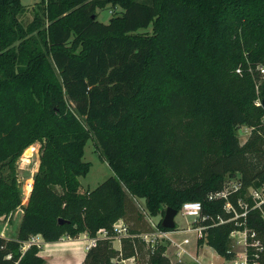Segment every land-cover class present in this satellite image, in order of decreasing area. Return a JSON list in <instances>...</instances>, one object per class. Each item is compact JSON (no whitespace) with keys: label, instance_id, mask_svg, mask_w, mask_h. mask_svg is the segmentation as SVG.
I'll list each match as a JSON object with an SVG mask.
<instances>
[{"label":"trees","instance_id":"1","mask_svg":"<svg viewBox=\"0 0 264 264\" xmlns=\"http://www.w3.org/2000/svg\"><path fill=\"white\" fill-rule=\"evenodd\" d=\"M108 5L121 10L104 22L98 8ZM37 6L24 25L21 0H0V216L23 208L17 237L0 235V264H46L40 246L24 249L25 241L114 233L118 219L130 231L120 249L99 237L82 264H119L115 257L171 264L165 245L152 249L138 235L154 228L141 222L136 197L152 215L164 216L167 207L178 214L184 202L198 200L204 214L227 217L225 200L208 194L229 177H240L239 194L264 180V125L263 133L255 127L264 117V0ZM151 24L152 32L140 31ZM242 125L253 127L245 144L237 134ZM90 138L113 174L82 190ZM37 142L39 167L22 205L17 161ZM247 225L264 246L258 209L249 211ZM158 226L175 229L162 220ZM235 227L210 225L198 241L233 259ZM255 251L249 247V264H264V249L258 258Z\"/></svg>","mask_w":264,"mask_h":264},{"label":"rangeland","instance_id":"2","mask_svg":"<svg viewBox=\"0 0 264 264\" xmlns=\"http://www.w3.org/2000/svg\"><path fill=\"white\" fill-rule=\"evenodd\" d=\"M40 0H21V2L25 5L24 10L20 14L19 18L24 25H27L34 19L35 12L40 10L37 6V3ZM120 6H111L108 5L104 9L98 8L99 11V19L101 21L107 22L112 17V15L116 11H120ZM153 26L152 24L147 28H142L140 31L142 32H152ZM261 67H264L260 65ZM261 70V69H260ZM262 76L264 72L260 71ZM264 125V121H259L255 127L259 130L260 133H263L262 126ZM253 127L242 125L237 130V134L239 137V141L241 144H245L251 133ZM33 145V144H32ZM30 145L29 147H31ZM28 147V148H29ZM33 150L30 155H26V150L22 153L17 161V175L19 180V185L22 192V205L27 203L30 192H28L29 188H31V184L33 187L34 176L38 170L39 162H40V154H41V143L37 142L33 145ZM84 160L89 161L91 163L90 171L85 175L80 177L81 188L82 190L93 189L99 183L104 181L107 177L113 174V170L109 166L108 162L103 160L100 156L99 147L96 144L94 138H90L85 146V154ZM234 178L240 179V177H229L227 180L233 183L236 180ZM32 180V182H29ZM32 190V188H31ZM135 203L137 204L140 212L143 214L144 219L141 220L142 223L147 222L154 229H162L158 226L160 220L163 219V215L158 213L157 215H152L146 208L145 199L144 198H135ZM22 208V207H19ZM21 212V213H20ZM23 216V210L20 211L17 209L15 212L11 214H6L0 216V233H4L5 237L11 238L16 237V234L19 230V225L21 223ZM176 227L173 230H170L169 236L156 237L155 243L149 242L148 245L154 249L159 245L166 246V256L170 260L171 264H233L232 259H226L220 256L211 246L205 243H199V236L197 231L188 230L189 227L195 226V222L192 217L184 216L181 211L175 216ZM140 223V222H139ZM130 226L133 225V222H129ZM2 233V234H3ZM140 236V235H139ZM141 237V236H140ZM187 237L190 239L189 243H184L183 239ZM142 238V237H141ZM153 238V237H152ZM237 237L231 238L230 248L235 252V257H239L244 250V246L237 242ZM35 239V237H34ZM114 247L120 249L121 242H118V238H112ZM116 241V242H114ZM120 241V240H119ZM37 245V244H36ZM24 249H26V243L24 242ZM118 257H115L116 260ZM46 260V259H45ZM142 261V259H141ZM140 261V262H141ZM139 261L129 260L128 264H140ZM142 264V263H141Z\"/></svg>","mask_w":264,"mask_h":264},{"label":"built area","instance_id":"3","mask_svg":"<svg viewBox=\"0 0 264 264\" xmlns=\"http://www.w3.org/2000/svg\"><path fill=\"white\" fill-rule=\"evenodd\" d=\"M264 72V68H260ZM237 71H240L238 68ZM264 121V117L262 119ZM235 182L231 183L227 180L223 187L219 190L212 191L208 194L209 199H224V210L228 216L218 214L217 216H212L203 213V204L201 201H186L183 203L181 208V213L184 216L192 217L195 222V226L189 227L188 230L197 231L199 237L204 236V231L210 225L225 224L228 222H234L236 227L231 231V238L237 237V242L244 246V250L239 257H234L231 261L233 264H249V247H255L256 251L253 254L254 258H258L264 246L260 239L257 237L255 230L251 229L247 225L248 213L252 209H258L261 215L264 217V180L259 186H249L245 194L240 193L242 189V181L240 179L234 178ZM237 193L236 203L231 199V195ZM211 221V223H206ZM114 233H111L107 228L99 229L97 236L91 237V241L87 248L96 245L99 237H110L121 239L122 236L130 234L128 224L123 219H118L113 224ZM170 230L157 229L150 232H142L140 235L147 243H155L156 237L169 236ZM153 237V238H152ZM154 240V241H152ZM190 239L185 237L183 239L184 243H189ZM26 247L32 244H39L34 237L30 240L25 241ZM25 248V247H24ZM129 260H135L131 258H117L116 261L119 264H128ZM256 264V262H254Z\"/></svg>","mask_w":264,"mask_h":264},{"label":"crops","instance_id":"4","mask_svg":"<svg viewBox=\"0 0 264 264\" xmlns=\"http://www.w3.org/2000/svg\"><path fill=\"white\" fill-rule=\"evenodd\" d=\"M28 191L30 192L31 188ZM18 209L20 211L23 210V208ZM2 233L0 235L4 236L5 231ZM34 237L39 243L38 245L41 248L39 253L46 259V264H82L88 250L87 246L91 241V237L85 233L80 234L77 238L64 236L60 240L53 242L45 241L40 234ZM117 241L120 242L119 240Z\"/></svg>","mask_w":264,"mask_h":264},{"label":"water","instance_id":"5","mask_svg":"<svg viewBox=\"0 0 264 264\" xmlns=\"http://www.w3.org/2000/svg\"><path fill=\"white\" fill-rule=\"evenodd\" d=\"M177 215V209L172 207H167L165 214L162 219V225L167 228H175L176 227V221L175 216ZM63 222V220H60Z\"/></svg>","mask_w":264,"mask_h":264},{"label":"bare ground","instance_id":"6","mask_svg":"<svg viewBox=\"0 0 264 264\" xmlns=\"http://www.w3.org/2000/svg\"><path fill=\"white\" fill-rule=\"evenodd\" d=\"M33 145L31 146V147H29V148H27V150H26V155H30L31 154V152H32V150H33ZM29 182H32V180H30ZM31 186H32V184H31ZM32 188V187H31ZM29 192V191H28Z\"/></svg>","mask_w":264,"mask_h":264}]
</instances>
